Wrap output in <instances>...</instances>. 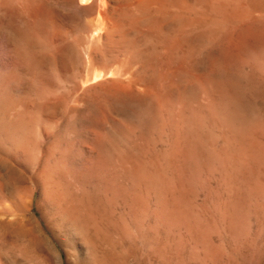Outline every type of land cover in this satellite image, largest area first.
<instances>
[{
	"label": "rangeland",
	"instance_id": "obj_1",
	"mask_svg": "<svg viewBox=\"0 0 264 264\" xmlns=\"http://www.w3.org/2000/svg\"><path fill=\"white\" fill-rule=\"evenodd\" d=\"M262 1L0 0V264H264Z\"/></svg>",
	"mask_w": 264,
	"mask_h": 264
},
{
	"label": "bare ground",
	"instance_id": "obj_2",
	"mask_svg": "<svg viewBox=\"0 0 264 264\" xmlns=\"http://www.w3.org/2000/svg\"><path fill=\"white\" fill-rule=\"evenodd\" d=\"M83 1H84V0H83ZM85 1H86V0H85ZM89 1H91V0H89ZM258 1H259V0H258ZM260 1H261V0H260ZM80 2H81V1H80ZM262 2H264V1H262ZM86 3H87V2H86ZM88 3H89V2H88ZM241 3H242V1H241ZM81 4H82V3H81ZM101 6H102V5H101ZM239 6H240V5H239ZM242 6H243V5H242ZM242 6H241V7H242ZM245 6H246V4H245ZM247 6H248V5H247ZM89 7H90V6H89ZM243 7H244V6H243ZM260 10H261V9H260ZM161 13H162V12H161ZM100 15H101V14H100ZM260 16H262V15H260ZM98 18H99V17H98ZM101 18H102V17H101ZM261 18H262V17H261ZM263 18H264V17H263ZM105 20H106V19H105ZM100 21H101V20H100ZM145 22H146V21H145ZM200 24H201V23H200ZM109 26H110V25H109ZM94 29H95V28H94ZM106 30H107V29H106ZM108 31H109V30H108ZM18 34H19V32H18ZM111 34H112V33H111ZM28 36H29V35H28ZM33 37H34V36H33ZM28 44H29V43H28ZM36 52H37V51H36ZM36 52H35V53H36ZM36 56H37V55H36ZM23 60H24V59H23ZM24 61H25V60H24ZM34 62H35V61H34ZM262 67H263V65H262ZM96 75H97V73H96ZM96 75H94V76L96 77ZM105 76H106V75H105ZM105 76H103V77H105ZM117 76H118V75H117ZM98 77H100V76H99V73H98L97 77L95 78L96 80H95V79H94V80L97 81V78H98ZM103 77H102V78H103ZM93 78H94V77H92V79H93ZM100 79H101V78H99V80H100ZM111 80H112V79H111ZM115 81H116V80H115ZM116 85H117V84H116ZM109 87H110V86H109ZM145 88H146V87H145ZM95 105H96V104H95ZM81 109H82V108H81ZM169 134H170V133H169ZM178 134H179V133H178ZM237 172H238V171H237ZM108 185H109V184H108ZM108 188H109V187H108ZM69 189H70V188H69ZM75 190H76V189H75ZM69 191H70V190H69ZM70 194H71V193H70ZM108 195H109V194H108ZM93 197H94V196H93ZM98 197H99V196H98ZM95 201H96V200H95ZM95 201H94V202H95ZM101 201H102V200H100V202H101ZM107 201H108V200H107ZM92 202H93V201H92ZM88 204H89V203H88ZM95 204H96V203H95ZM99 204H100V203H99ZM105 204H106V203H105ZM91 206H92V203H91ZM99 208H100V207H99ZM99 210H100V209H99ZM99 210H98V212H99ZM101 211H102V209H101ZM93 213H94V212H93ZM107 217H108V216H107ZM200 218H201V217H200ZM198 219H199V218H198ZM87 221H88V220H87ZM92 225H93V224H92ZM105 228H106V227H104V229H105ZM112 228H113V227H112ZM216 229H217V228H216ZM225 229H226V228H225ZM108 230H109V229H108ZM89 231H90V230H89ZM92 231H93V230H92ZM92 231H91V232H92ZM110 231H111V230H110ZM99 232H100V231H99ZM113 232H114V231H113ZM95 233H96V232H95ZM95 233H94V234H95ZM100 233H101V232H100ZM212 233H214V232H212ZM97 234H98V232H97ZM89 235H90V234H89ZM99 235H100V237H102L101 234H99ZM96 236H98V235H96ZM103 237L105 238L106 236L104 235ZM103 237H102V238H103ZM107 237H108V236H107ZM107 237H106V238H107ZM95 238H96V237H95ZM104 238H103V239H104ZM97 240H98V239H97ZM99 240H102V239L100 238ZM105 240H106V242H108V241H107L108 238L105 239ZM105 240H104V241H105ZM95 241H96V240H95ZM96 243H97V241L95 242V244H96ZM123 262L125 263V260H124Z\"/></svg>",
	"mask_w": 264,
	"mask_h": 264
}]
</instances>
